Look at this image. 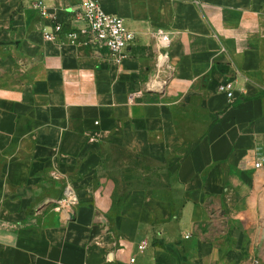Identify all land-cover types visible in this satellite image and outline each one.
Listing matches in <instances>:
<instances>
[{
	"label": "crops",
	"instance_id": "obj_1",
	"mask_svg": "<svg viewBox=\"0 0 264 264\" xmlns=\"http://www.w3.org/2000/svg\"><path fill=\"white\" fill-rule=\"evenodd\" d=\"M35 1L0 0V264H264V0H97L118 60L46 41Z\"/></svg>",
	"mask_w": 264,
	"mask_h": 264
},
{
	"label": "built area",
	"instance_id": "obj_2",
	"mask_svg": "<svg viewBox=\"0 0 264 264\" xmlns=\"http://www.w3.org/2000/svg\"><path fill=\"white\" fill-rule=\"evenodd\" d=\"M33 6L42 16L48 17L52 23V30L43 33L44 39L48 42L61 40V43L78 47L105 49L111 57L118 60L124 56L125 51L135 38L134 33L126 27L124 20L119 16L104 12L97 0H84L81 3L80 9L74 17L83 23V27L68 31H64L63 24L57 21L43 1L37 0ZM156 36L159 47L167 50L169 48L168 36L162 32L156 33ZM166 59L167 52L160 53L159 63L164 64ZM218 90L224 93L228 99L234 97L231 82L221 83ZM260 165L259 161L255 163L256 168H259ZM65 200L73 205L77 203V196L70 187L66 188ZM131 262H133L132 259Z\"/></svg>",
	"mask_w": 264,
	"mask_h": 264
},
{
	"label": "rangeland",
	"instance_id": "obj_3",
	"mask_svg": "<svg viewBox=\"0 0 264 264\" xmlns=\"http://www.w3.org/2000/svg\"><path fill=\"white\" fill-rule=\"evenodd\" d=\"M0 7H9L8 3H6L5 5H0ZM2 12H9L10 9L9 8H2L1 9ZM120 156H123L124 158L126 157L127 160H128V168H135L136 166H141L145 169V172L148 170V171H156V166L151 163V162H137V159L134 157V156H131V155H128V156H124V155H120ZM115 160H120V157L118 156H115ZM156 174V173H155ZM157 175V174H156ZM135 177V176H134ZM131 182V184L135 185L136 184V179L134 178L132 181H130L128 179L127 183L129 184ZM140 183L144 184V185H156L158 183H160V180H157V179H148V180H139Z\"/></svg>",
	"mask_w": 264,
	"mask_h": 264
}]
</instances>
